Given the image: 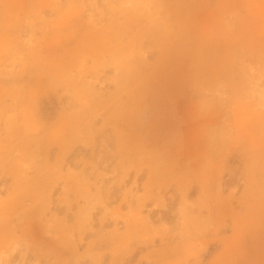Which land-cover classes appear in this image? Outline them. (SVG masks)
Segmentation results:
<instances>
[{
	"label": "rangeland",
	"instance_id": "obj_1",
	"mask_svg": "<svg viewBox=\"0 0 264 264\" xmlns=\"http://www.w3.org/2000/svg\"><path fill=\"white\" fill-rule=\"evenodd\" d=\"M0 264H264V0H0Z\"/></svg>",
	"mask_w": 264,
	"mask_h": 264
}]
</instances>
